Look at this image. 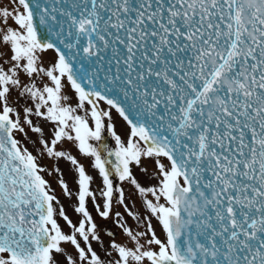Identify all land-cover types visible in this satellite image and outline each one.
<instances>
[{
    "label": "snow or ice",
    "instance_id": "obj_1",
    "mask_svg": "<svg viewBox=\"0 0 264 264\" xmlns=\"http://www.w3.org/2000/svg\"><path fill=\"white\" fill-rule=\"evenodd\" d=\"M0 264H264V0H0Z\"/></svg>",
    "mask_w": 264,
    "mask_h": 264
}]
</instances>
